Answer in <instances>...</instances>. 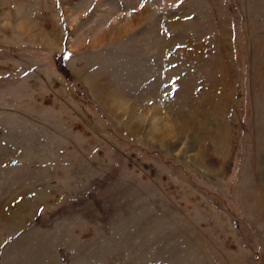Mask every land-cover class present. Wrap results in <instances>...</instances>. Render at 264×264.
<instances>
[{"label":"rangeland","instance_id":"obj_1","mask_svg":"<svg viewBox=\"0 0 264 264\" xmlns=\"http://www.w3.org/2000/svg\"><path fill=\"white\" fill-rule=\"evenodd\" d=\"M0 264H264V0H0Z\"/></svg>","mask_w":264,"mask_h":264},{"label":"bare ground","instance_id":"obj_2","mask_svg":"<svg viewBox=\"0 0 264 264\" xmlns=\"http://www.w3.org/2000/svg\"><path fill=\"white\" fill-rule=\"evenodd\" d=\"M121 103V102H120ZM123 103V102H122ZM156 109V108H155ZM154 111V110H153ZM143 118V117H142ZM153 118H155L154 120H155V122L153 123V124H151V127H152V129H153V131L155 132V133H158V132H161V124H160V122H161V116L159 115V114H157L156 113V111H154L153 112ZM134 119H135V117L134 118H132V122L134 121ZM169 139V138H168Z\"/></svg>","mask_w":264,"mask_h":264}]
</instances>
